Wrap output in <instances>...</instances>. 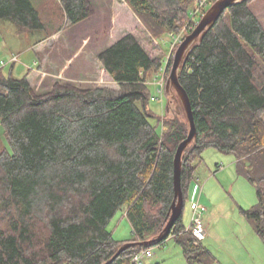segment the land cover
Returning a JSON list of instances; mask_svg holds the SVG:
<instances>
[{
  "label": "trees",
  "instance_id": "obj_1",
  "mask_svg": "<svg viewBox=\"0 0 264 264\" xmlns=\"http://www.w3.org/2000/svg\"><path fill=\"white\" fill-rule=\"evenodd\" d=\"M92 1L43 0V11L32 0H0V20L14 23L18 35L39 34L36 44L64 29L75 37L74 30L96 26ZM121 1L159 45L182 31L198 0ZM253 1L227 9L180 70L197 128L181 180L186 203L202 153L214 148L233 155L238 174L256 188L258 203L244 214L264 243V23ZM125 32L97 54L117 88L102 81L82 87L52 75L53 87L44 91L41 73L16 78L14 63L9 73L0 68V119L12 148L0 149V264H106L125 243L155 239L166 227L174 158L189 122L182 108L170 113L168 105L162 116L151 109L148 82L160 75L167 53L152 56L134 31ZM80 54L72 53L68 75L93 74L94 59ZM121 211L133 237L118 242L109 225ZM183 213L171 235L188 262H212L185 231ZM145 248L133 246L112 264H130Z\"/></svg>",
  "mask_w": 264,
  "mask_h": 264
},
{
  "label": "rangeland",
  "instance_id": "obj_2",
  "mask_svg": "<svg viewBox=\"0 0 264 264\" xmlns=\"http://www.w3.org/2000/svg\"><path fill=\"white\" fill-rule=\"evenodd\" d=\"M32 1L37 8L45 11L42 4L43 0ZM57 1L59 0H55L56 3ZM92 3L96 10V15L93 17L96 26L91 30L85 29L86 31L83 32L74 30L76 32L75 37L74 35L68 36V29H64L60 32L61 34L59 33V36L56 35L54 45L57 49L61 47V44L72 45L73 48L69 50L70 57L72 53L76 54L81 51L79 59L85 56L91 61L94 59L92 61L93 67H91L94 69L93 74L84 70L85 74H78L76 77H74V73L68 75V69H66L67 71L63 70V66H66L65 61H63L64 65L60 67L62 71L57 74L54 73L56 75L51 76L52 78L57 77L56 79L61 80L62 83H74L82 87H91L102 81V86L117 88V85L109 79L107 74L103 73V69L97 60V54L110 43L116 41L122 34L127 33L125 31H134L152 56H157L160 52L163 55L169 52V36L160 39L158 45L146 32L139 19L134 17H130V19L129 15L125 13V10L128 11L130 8L125 2L121 0H93ZM212 5L211 3L206 11ZM252 7L264 23V0H254ZM201 19L202 16H198L196 23L198 24ZM70 30L72 31V28ZM38 36L39 34L18 35L14 23L8 20H0V68H3L5 73H9L12 65L3 67V63L8 64L10 58L17 56L19 62L14 63V77L22 78L28 72L35 70L37 66L34 63L40 61V49L36 44ZM155 47H158L160 51ZM70 68L72 69V66ZM41 75L43 80L39 77L36 78V80L39 79L37 82L40 80L42 82V87L39 88L44 91L52 88L51 82L47 81L48 76H44L42 73ZM160 78L161 74L154 75L148 82L152 97L157 98L150 104L157 116L165 115L168 105L170 113L181 108L180 100L175 98L178 96L174 90H171L169 94L166 92L167 95L164 94L162 97L158 94L155 83ZM168 78L169 76L167 80ZM69 80L76 81L71 82ZM95 81L99 82L96 83ZM181 119L185 120L184 114H181ZM152 123H156V120H153ZM160 130L161 128H159ZM0 149H7L12 152V148L4 136L1 119ZM193 201L207 207L204 222L207 226L208 236L203 245L213 256L212 262L208 264H264V243L256 233L253 224L244 214V211L258 203L257 191L246 178L238 174L236 158L233 155L219 152L214 148H207L202 153V162L196 170L189 197L185 203L183 213L185 229L191 225V202ZM124 213L125 211L119 212L109 225L114 240L118 242L130 239L133 233L129 220L124 216ZM150 248L153 256L145 258L142 264H206L197 261L188 262L182 246L176 241L173 234L162 244Z\"/></svg>",
  "mask_w": 264,
  "mask_h": 264
},
{
  "label": "water",
  "instance_id": "obj_3",
  "mask_svg": "<svg viewBox=\"0 0 264 264\" xmlns=\"http://www.w3.org/2000/svg\"><path fill=\"white\" fill-rule=\"evenodd\" d=\"M251 0H217L211 8L206 11L202 16L201 21L197 24L196 28L188 34L184 41L180 44L174 54V60L170 70L169 78L166 83V92L169 94L171 90H174L180 100V106L185 112L189 122V133L185 140H183L175 154L174 158V201L172 203L169 217L167 219V225L163 231L155 238L145 242H129L125 243L116 255L106 264H112L123 252L130 249L133 246L141 247H153L165 242L170 236L175 227V224L181 217L185 208V200L182 189V158L183 154L189 147V145L197 138V128L195 124L193 109L190 98L180 83L179 73L183 65L187 62L188 57L192 52V48L195 44L201 43L207 33L216 25L224 12L239 3L248 2Z\"/></svg>",
  "mask_w": 264,
  "mask_h": 264
},
{
  "label": "built area",
  "instance_id": "obj_4",
  "mask_svg": "<svg viewBox=\"0 0 264 264\" xmlns=\"http://www.w3.org/2000/svg\"><path fill=\"white\" fill-rule=\"evenodd\" d=\"M212 0H198L197 6L191 12L190 20L184 26L182 31L171 37L170 43V50L165 55V62L160 74L161 78L156 81L155 85L157 87V92L162 97L165 94L166 88V80H167V73L168 67L170 63V58L175 52V49L180 46V44L184 41L185 37L190 34L195 27L197 26L196 18L198 16H203L206 13L207 8L211 5ZM177 50V49H176ZM19 62V58L17 56H13L8 64L3 63V67H6L9 64ZM156 97H152V101H156ZM207 212V207L201 205L199 202H193L192 204V220L191 225L188 229H185L186 232L192 234L195 238L196 244H203L204 240L208 236L207 226L204 222V217ZM153 256L151 248H145L132 258L130 264H142L145 258H151Z\"/></svg>",
  "mask_w": 264,
  "mask_h": 264
},
{
  "label": "crops",
  "instance_id": "obj_5",
  "mask_svg": "<svg viewBox=\"0 0 264 264\" xmlns=\"http://www.w3.org/2000/svg\"><path fill=\"white\" fill-rule=\"evenodd\" d=\"M125 13H127L129 15V18L134 17L135 19H138L131 8H129L128 11L125 10ZM60 34H58L57 36H59ZM57 36L55 35L53 38L48 39L44 42H41L40 44H37L38 48L40 49L39 50L40 61L37 63L36 62L34 63V65H36L37 68L32 71L30 76H32L33 74H37V73H42L44 76H48V77H50L52 75H56L57 73L62 71V69L60 70V67H62V65H64V63H65V65H67V63L70 61L69 60L70 59L69 51L65 52L64 51L65 49L64 50L63 49H57L56 47H54V43H56L55 39ZM50 45L54 47L53 50H50V48H49ZM63 61H65V62L63 63ZM63 67H65V66H63ZM63 70H64V68H63ZM86 72H89V71L86 70ZM54 73H56V74H54ZM73 73H76L77 75L78 74H84V69H82L79 72L74 71V70H70L69 75H71V74L73 75ZM74 77H76L75 74H74ZM49 81H50V79H49ZM189 193H190V189H189ZM188 197H189V194H188ZM193 202H191V209H192ZM124 214H125L124 216L127 218L126 212ZM132 237H133V233H132V236L130 237V239ZM130 239H127V240H130ZM127 240H124V241H127ZM204 248H206V247L204 246Z\"/></svg>",
  "mask_w": 264,
  "mask_h": 264
}]
</instances>
